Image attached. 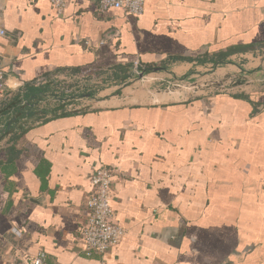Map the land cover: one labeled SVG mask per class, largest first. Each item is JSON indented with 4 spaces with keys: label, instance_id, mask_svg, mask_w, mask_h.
Returning a JSON list of instances; mask_svg holds the SVG:
<instances>
[{
    "label": "crops",
    "instance_id": "obj_1",
    "mask_svg": "<svg viewBox=\"0 0 264 264\" xmlns=\"http://www.w3.org/2000/svg\"><path fill=\"white\" fill-rule=\"evenodd\" d=\"M0 5V70L26 100L0 98V264L41 251L44 264H264V63L234 62L264 48V0H146L141 16L101 13L98 0H70L63 14L50 0ZM135 60L148 70L136 79ZM199 72L247 83L206 92L209 77L178 80ZM70 73L114 82L80 110L41 109ZM171 78L181 89L159 91ZM94 166L112 170L126 234L87 256Z\"/></svg>",
    "mask_w": 264,
    "mask_h": 264
},
{
    "label": "built area",
    "instance_id": "obj_2",
    "mask_svg": "<svg viewBox=\"0 0 264 264\" xmlns=\"http://www.w3.org/2000/svg\"><path fill=\"white\" fill-rule=\"evenodd\" d=\"M69 1L50 0L58 14H63ZM145 3L146 0H98V9L101 13L115 9L129 15L141 16L145 10ZM6 35L7 31L0 21V37ZM104 42L102 41L101 44ZM132 71L134 78L145 72L138 60L133 62ZM7 86L3 72L0 70V98L6 93ZM112 183L113 173L110 168L94 166L91 176L93 192L85 202L88 215L80 229V236L85 243L84 252L87 256L104 255L120 244L125 237L126 229L117 222V215L111 204ZM13 232L16 236H21L20 231L14 229ZM45 257L46 254L41 251L31 263L22 261L18 264H44Z\"/></svg>",
    "mask_w": 264,
    "mask_h": 264
},
{
    "label": "rangeland",
    "instance_id": "obj_3",
    "mask_svg": "<svg viewBox=\"0 0 264 264\" xmlns=\"http://www.w3.org/2000/svg\"><path fill=\"white\" fill-rule=\"evenodd\" d=\"M244 59L245 58H241V57L234 59L235 65L237 67H243L242 65H245L246 63H249V62H253V63L261 62V63H264V48H262L259 51H257L254 58H248V59H245V60ZM202 63H204V62H202ZM204 67H208V66H204ZM131 72L133 73V71H131ZM70 74H74V73H70ZM74 75L76 77H74L72 79H69V81H66V80L63 81L59 77V79H57V81H56V85H58V86L64 85L65 88H69V87H72V86H80L82 88V91H84V92H98L99 90L104 89L106 85H109L110 83L114 82L113 79L110 76H104V74H100V73H93L92 75L88 74L87 76L86 75L85 76H78L76 74H74ZM131 75H132L131 78H134V75L133 74H131ZM212 76L216 77L215 74L199 72V73H197L194 76L193 75H191V76L180 75L179 78H181V79H178V80H181V81L182 80H184V81L187 80V78L183 79V77H190L191 79H195L197 77H203V78L208 79L207 77L210 78ZM260 78L262 80H260L259 83H260V86L263 87L264 86V76H261ZM134 79H136V77ZM241 79L242 80H239L235 85L239 84L241 81H245L244 78H241ZM209 80L211 81V84L209 86V89L206 92H215V91H220L221 92L223 90H226L227 87H229V86L226 85V82L224 81V79L221 80L222 81V85H220L219 83H216V84L213 85V82L215 80L214 79H209ZM170 82H172V83H170ZM117 83H120V85H121V83H123V81L117 82ZM162 83H164L163 88H166L167 86L168 87H175L176 86L179 89H181L179 87V85L183 86V84L181 82H178V81H176V80H174L172 78L169 79V80L163 81ZM7 84H8V82H7ZM35 86H37L36 87L37 88L36 95L34 94L35 98H36L38 93H40V91L43 90L45 86L47 87V83L44 84L43 80L38 81V82L35 81L33 83L32 87H35ZM159 86H160V84L157 86V88H159ZM214 86H217V87L215 88ZM257 87H259V86H254L253 88H257ZM206 92H204V93H206ZM17 93H18V95H17L18 97H21V98L24 97L23 96L24 92H23L22 88H19L16 85L12 86V84L11 85L8 84L7 91L4 94L3 98L9 97V96L14 97ZM204 93L197 94V95H203ZM67 94H69V95L70 94L71 95H79V94H76V93H67ZM67 94L64 93L62 95H59V94H52V93L49 94L48 93L46 96L49 97V98L46 97V99H45V102H46L47 105H45L42 108H45V107L49 108L51 106L54 98H62L64 96H66ZM191 96H194V95H191ZM30 98L32 99V97H30ZM25 102H26L25 98H22V100L20 102V105H22ZM56 106H58V104ZM43 110H47V109H43ZM67 111H76V110H65L63 112H67ZM10 113L11 114H13V113L15 114V110L12 111V112L10 111Z\"/></svg>",
    "mask_w": 264,
    "mask_h": 264
},
{
    "label": "bare ground",
    "instance_id": "obj_4",
    "mask_svg": "<svg viewBox=\"0 0 264 264\" xmlns=\"http://www.w3.org/2000/svg\"><path fill=\"white\" fill-rule=\"evenodd\" d=\"M144 72L139 76H143ZM87 97H83L81 95H69L62 98H54L51 106L42 108L47 109L48 112H63L65 110H80L85 107L84 99ZM58 102V103H57ZM58 104V106H56Z\"/></svg>",
    "mask_w": 264,
    "mask_h": 264
},
{
    "label": "water",
    "instance_id": "obj_5",
    "mask_svg": "<svg viewBox=\"0 0 264 264\" xmlns=\"http://www.w3.org/2000/svg\"><path fill=\"white\" fill-rule=\"evenodd\" d=\"M168 67L166 66H163V67H156L154 69V71H161V70H167ZM148 71V70H147ZM146 72V71H145ZM211 79H214L215 81L213 82V85L216 84V83H219L220 85H222V79L218 78V77H210ZM172 83V82H170ZM247 83V81H241L239 84H237L236 86L234 87H227L226 90L224 91H230V90H240L242 85H245ZM164 86V83L160 84L158 90L161 91L162 88ZM59 93H76V94H80L81 96L83 97H87V98H96V97H99V94L98 92H84L82 91V88L81 87H73V88H63L61 90H59ZM34 112V110H33Z\"/></svg>",
    "mask_w": 264,
    "mask_h": 264
},
{
    "label": "trees",
    "instance_id": "obj_6",
    "mask_svg": "<svg viewBox=\"0 0 264 264\" xmlns=\"http://www.w3.org/2000/svg\"><path fill=\"white\" fill-rule=\"evenodd\" d=\"M247 49H251V48H242V49H240V51H246ZM227 57H228V54H222V55H219L217 57H210L207 59L213 60L215 63H223L227 60ZM175 59L176 60H183V59L189 60V58L188 59L187 58H175Z\"/></svg>",
    "mask_w": 264,
    "mask_h": 264
}]
</instances>
